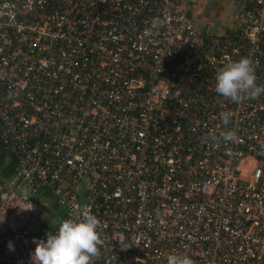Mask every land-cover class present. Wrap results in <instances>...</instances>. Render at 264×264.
Instances as JSON below:
<instances>
[{
  "label": "built area",
  "instance_id": "built-area-1",
  "mask_svg": "<svg viewBox=\"0 0 264 264\" xmlns=\"http://www.w3.org/2000/svg\"><path fill=\"white\" fill-rule=\"evenodd\" d=\"M197 1L0 0V145L17 161L0 264H32L33 238L58 230L41 227L50 195L100 220L92 264H264V94L215 91L241 57L264 85V0H234L226 28Z\"/></svg>",
  "mask_w": 264,
  "mask_h": 264
},
{
  "label": "clouds",
  "instance_id": "clouds-1",
  "mask_svg": "<svg viewBox=\"0 0 264 264\" xmlns=\"http://www.w3.org/2000/svg\"><path fill=\"white\" fill-rule=\"evenodd\" d=\"M215 91L225 99L239 103L264 94V85L257 84L253 62L247 57H241L228 60L217 69ZM231 116L232 113L228 111L220 113L225 126L230 123ZM235 137L234 130L221 131L219 136L209 134V138L217 144L221 140L227 144ZM58 225V230L55 233L49 232L46 240L33 238L36 248L32 253V264H92L93 259L99 257V246L103 243L99 231L101 222L87 208L69 218H61ZM9 249L14 250L11 241ZM166 259L167 264H195L186 253H172Z\"/></svg>",
  "mask_w": 264,
  "mask_h": 264
},
{
  "label": "rangeland",
  "instance_id": "rangeland-1",
  "mask_svg": "<svg viewBox=\"0 0 264 264\" xmlns=\"http://www.w3.org/2000/svg\"><path fill=\"white\" fill-rule=\"evenodd\" d=\"M237 6L234 0H198V19L202 22L214 21L216 25L224 26L232 22L236 18ZM222 28V27H221ZM215 30L217 27L215 26ZM252 166V162L248 160L243 164L244 172L248 173ZM83 182L81 186L83 191H86L85 184ZM81 187V188H82ZM2 197V190L0 189V199ZM39 208L44 212L41 219L45 221L42 224L43 230H54L58 226V221L64 218L66 207L63 204L58 203L55 196H44L42 200L38 202Z\"/></svg>",
  "mask_w": 264,
  "mask_h": 264
},
{
  "label": "trees",
  "instance_id": "trees-1",
  "mask_svg": "<svg viewBox=\"0 0 264 264\" xmlns=\"http://www.w3.org/2000/svg\"><path fill=\"white\" fill-rule=\"evenodd\" d=\"M16 158L6 153L0 145V182H5L6 179L11 177L16 169Z\"/></svg>",
  "mask_w": 264,
  "mask_h": 264
},
{
  "label": "crops",
  "instance_id": "crops-1",
  "mask_svg": "<svg viewBox=\"0 0 264 264\" xmlns=\"http://www.w3.org/2000/svg\"><path fill=\"white\" fill-rule=\"evenodd\" d=\"M202 0H199V2H201ZM197 10H198V1H197ZM198 14H199V11H198ZM202 22V21H201ZM205 23V22H204Z\"/></svg>",
  "mask_w": 264,
  "mask_h": 264
}]
</instances>
